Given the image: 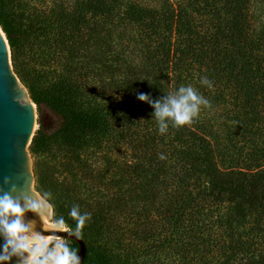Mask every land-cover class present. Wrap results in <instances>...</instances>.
I'll list each match as a JSON object with an SVG mask.
<instances>
[{"label": "trees", "instance_id": "16d2710c", "mask_svg": "<svg viewBox=\"0 0 264 264\" xmlns=\"http://www.w3.org/2000/svg\"><path fill=\"white\" fill-rule=\"evenodd\" d=\"M254 5V0H0L12 64L41 117L30 144L36 187L51 192L56 215L71 229L74 205L91 214L82 232L88 246L83 264H140L139 242L122 253L108 245L124 240L118 215L136 219V241L157 246L180 241L184 251L190 245L199 264H264V8ZM126 24L138 27V34L120 30ZM126 33L135 41L131 55H138V64L131 62L128 46L116 49ZM30 57L61 62L55 81L29 70ZM118 72L126 74L123 79ZM204 77L211 88L201 83ZM182 86L202 94L211 108L202 106L191 126L166 121L169 128L161 134L155 109L134 100L140 93L163 100ZM126 101L142 107L144 116ZM109 141L133 143L138 158L100 174L90 153ZM59 151L65 152L71 179L47 160ZM93 173L101 184L109 174L114 191L91 183ZM142 199L160 200L166 223L150 225V211L138 205ZM66 242L78 250L76 242Z\"/></svg>", "mask_w": 264, "mask_h": 264}, {"label": "clouds", "instance_id": "9594fccd", "mask_svg": "<svg viewBox=\"0 0 264 264\" xmlns=\"http://www.w3.org/2000/svg\"><path fill=\"white\" fill-rule=\"evenodd\" d=\"M201 83L212 87V82L206 77ZM139 100L150 104L154 109V117L158 121L161 134L167 132L171 121L174 127L191 126L199 115L201 107L211 108L210 101L198 94L192 87H180L177 95L169 94L163 100H153L147 94H139ZM161 159L165 157L161 155ZM11 185V193L20 190L12 185L11 179H6ZM0 236L3 237V251L0 254V264H11L13 257L19 264H81L78 250L70 242L55 236H45L36 230V222L26 219L27 213L37 215L43 222L45 231L68 232L77 239L82 238L83 229L91 220V214L81 212L78 204L74 205L68 216L75 222V227H67L63 216L55 213L52 194L49 191L34 192L31 195L13 196L0 189Z\"/></svg>", "mask_w": 264, "mask_h": 264}, {"label": "water", "instance_id": "95a60500", "mask_svg": "<svg viewBox=\"0 0 264 264\" xmlns=\"http://www.w3.org/2000/svg\"><path fill=\"white\" fill-rule=\"evenodd\" d=\"M12 63L9 40L0 25V189L15 197L31 195V190H39L36 187L34 160L30 150L36 130L37 104ZM6 179H11L12 185L20 191L11 193V185L5 182ZM26 219L34 220L36 230L45 236H58L76 242L81 264L84 263L88 246L83 237L77 239L68 232L45 231L43 222L33 213H27ZM3 243V237L0 236V254ZM11 264H19L18 259L13 257Z\"/></svg>", "mask_w": 264, "mask_h": 264}, {"label": "rangeland", "instance_id": "374dc122", "mask_svg": "<svg viewBox=\"0 0 264 264\" xmlns=\"http://www.w3.org/2000/svg\"><path fill=\"white\" fill-rule=\"evenodd\" d=\"M255 5L254 8H256V10L258 11H262L264 8V0H254ZM121 29H124L125 32H130L132 34H138L139 32V28L133 25H129L126 24L125 26L121 27ZM127 34V33H126ZM132 34H127V38H125L122 42V44H119L120 46H117L116 49L120 50L123 47H127V53H129V55L134 53V47H135V41L132 38ZM131 36V38H129ZM136 52H138L137 48H136ZM114 54H117V52L115 51ZM128 55V54H127ZM132 57H134V61L133 64H138L140 63V59L136 56V55H131ZM13 62V61H12ZM25 64H27L28 69L31 70L32 68H35L36 70L40 71L43 73V76L47 79V81H55V73L58 72V69L60 70L62 68V63L61 62H53L52 64H46V63H40L37 60L33 59L30 57V60L25 62ZM14 66V65H13ZM119 74L118 78L123 79V77L126 75L125 73ZM116 74V75H118ZM112 90V89H111ZM124 93H119L117 96L119 99H127V97H125L123 95ZM139 94V93H138ZM141 94V93H140ZM138 97V96H136ZM135 97V98H136ZM134 102L136 104H140L143 105V101L139 100L138 98L136 100H134ZM126 105L128 106V102L126 101ZM135 106L132 108L131 105L128 106V108H132V112L133 109L136 112V115H140L141 117L144 116V111L142 107L139 106ZM39 118H41L39 116V114L37 113V123H36V129L39 127ZM44 120L45 122H48V116L45 114L44 115ZM36 131V130H35ZM92 152L90 153V157L91 160L93 161V165L95 169L99 170V173L102 174V170L103 172H105L104 170L107 169L108 166L111 167V170H114L115 167L117 168V166H121L124 164H128V163H132L134 162L138 157L136 156V151L134 149V144H129V143H113L112 141L107 142L106 144H104L101 148H97L95 150H91ZM59 155L56 156L55 158H51V157H47V160H49L50 164L54 163L56 166H58L60 169H62V172L60 173L61 177H67L68 179H71L72 174L65 169V163H66V156L64 155V151H59L57 152ZM33 160L35 162V158L33 157ZM113 162V163H112ZM118 169V168H117ZM74 172L76 171V167H74ZM123 172L122 170L120 171V173ZM79 177L82 175L81 170H79L78 173ZM94 176H96L95 182H91L93 184H100L104 188H106V190L108 192L106 193H112L114 191V187H111L108 184V180L110 178V175L108 174L106 179L104 181H107L106 184H101L99 183V177L97 173H93ZM110 183V182H109ZM143 200V199H142ZM160 201V200H159ZM158 200H154L150 202L147 200H143L140 201L138 203V205H141L139 208H143V207H147V210L150 211L149 213V219L148 221H152L150 223V225L152 224H159V223H166V218L163 217V215L161 213H159L160 209V203ZM141 208V211L144 210ZM164 211V210H163ZM136 219L133 217H125V216H117V221L118 223L121 225V232H122V236L124 237V240H121L120 242L117 243H113L110 240V243H108L109 247L111 249H113L115 252H125L124 250H126L127 248L129 249V246L132 243H136L139 242V248H141L140 253L138 252L137 254L140 255V257L138 258V263L140 264H183V261H180V258H182L185 261H194L196 263H201L200 258L195 255L192 250L189 248L190 245H188L186 251L182 250L181 248H185L186 246L182 243H180V241H172L169 242L166 246H157L159 243H157L156 241H154V244H152V242L149 244L148 242H141L137 239H134L133 237V232H134V226L133 224L136 222ZM142 221V220H141ZM144 221V220H143ZM146 222V221H145ZM149 225V226H150ZM63 239V238H62ZM65 240V239H64ZM66 241V240H65ZM181 247V248H180ZM143 249H146V252L144 253Z\"/></svg>", "mask_w": 264, "mask_h": 264}]
</instances>
